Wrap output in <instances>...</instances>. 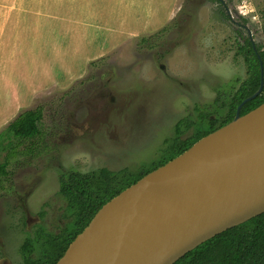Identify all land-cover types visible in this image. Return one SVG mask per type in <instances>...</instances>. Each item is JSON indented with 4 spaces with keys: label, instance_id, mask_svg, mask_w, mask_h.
<instances>
[{
    "label": "rangeland",
    "instance_id": "1",
    "mask_svg": "<svg viewBox=\"0 0 264 264\" xmlns=\"http://www.w3.org/2000/svg\"><path fill=\"white\" fill-rule=\"evenodd\" d=\"M181 9L194 14L189 30L170 24L183 23ZM166 26V40L149 37ZM263 27L264 0H0V56L10 57L15 94L28 97L13 99L12 118L43 106V133L17 147L0 177V264H24L27 237L38 258L46 235L71 220L62 171L107 169L129 182L173 142L219 125L248 76L238 47L248 39L264 54ZM141 36L149 42L136 45Z\"/></svg>",
    "mask_w": 264,
    "mask_h": 264
},
{
    "label": "water",
    "instance_id": "2",
    "mask_svg": "<svg viewBox=\"0 0 264 264\" xmlns=\"http://www.w3.org/2000/svg\"><path fill=\"white\" fill-rule=\"evenodd\" d=\"M151 170L104 203L54 264H101L104 245L131 249L123 264H173L201 243L264 213V153L252 139L264 129V102ZM223 147L227 170L190 172L205 153ZM247 157L255 163L249 164Z\"/></svg>",
    "mask_w": 264,
    "mask_h": 264
},
{
    "label": "trees",
    "instance_id": "3",
    "mask_svg": "<svg viewBox=\"0 0 264 264\" xmlns=\"http://www.w3.org/2000/svg\"><path fill=\"white\" fill-rule=\"evenodd\" d=\"M216 1L220 2L219 0ZM185 13L182 9L179 13V17H185L183 23L173 19L170 24L173 22L174 27L177 26L181 30L183 26L184 29L189 30L190 24L194 20V14ZM168 30L169 27H163L156 33L150 34L149 37L166 40L164 36ZM147 37L141 36L136 45H139L141 41L148 43ZM165 51L169 52L170 50L166 49ZM238 52L242 53L247 64L248 76L233 95L230 110L218 126L231 121L234 118L237 105L246 97L251 96L259 87L260 62L263 61L262 66L264 67V54L258 55L248 39H245L244 43L238 47ZM101 59L102 57L91 61L89 64L97 66ZM262 102H264V93H259L246 101L239 113L245 114ZM42 118L43 106L22 108L14 118L0 129V153H6L4 160L0 162V177L8 175L9 172L6 167L10 159L17 155V147L25 140L43 133L39 127ZM214 124L215 120H211L210 128L205 133L196 130L186 138L173 142L161 161L155 163L152 168L145 172L138 174L136 179H131L132 181L129 182H126L128 176L117 177L107 169H102L99 176L96 172L81 174L62 171L58 193L67 201L71 220L57 234L46 235L43 240L42 254L38 258L32 259L28 256L34 245V239L25 238L21 245L24 253V264H54L64 253L69 243L88 224L104 203L151 170L185 151L204 135L215 130ZM178 130L179 126H176V131ZM42 228L40 225L35 231L36 234H41ZM173 264H264V213L208 239Z\"/></svg>",
    "mask_w": 264,
    "mask_h": 264
},
{
    "label": "bare ground",
    "instance_id": "4",
    "mask_svg": "<svg viewBox=\"0 0 264 264\" xmlns=\"http://www.w3.org/2000/svg\"><path fill=\"white\" fill-rule=\"evenodd\" d=\"M252 148L258 153H264V129L254 135L252 139ZM248 163L255 161L247 157ZM227 160L223 147L214 149L205 153L196 159L190 166V172L193 174L199 170H227ZM131 255V249L128 247L106 243L102 253L101 264H123Z\"/></svg>",
    "mask_w": 264,
    "mask_h": 264
},
{
    "label": "crops",
    "instance_id": "5",
    "mask_svg": "<svg viewBox=\"0 0 264 264\" xmlns=\"http://www.w3.org/2000/svg\"><path fill=\"white\" fill-rule=\"evenodd\" d=\"M104 1L106 0H102V2ZM121 2H126V0H113V3L116 4L117 7L121 6ZM94 9L95 8L90 7L89 5L85 4L80 8V11L86 15L88 13L92 14ZM125 9L126 7L124 6L120 9L116 8L117 12H115V14H118V13L122 14V11H124ZM135 29H138V27L134 29H130V30H135ZM89 40L90 39L87 38V43H89ZM10 65H11L10 57L9 58L4 57V60H2L0 56V129H2L12 119V116L14 112L17 110V107L20 106V105H16L13 99H17L22 102L28 98L27 95L21 96L20 94L18 95L15 94V90L13 89L14 87H12V82H11L12 77H11V66ZM67 66H69V64ZM71 66L73 67L74 65L71 64L68 68L66 67V71L72 69L70 68ZM73 71H74V68H73ZM61 80H63V78H61ZM19 86L21 87V84L17 85V87ZM22 88H24L26 92L27 85H26V88L25 86H23ZM25 103L26 102H23L20 104L25 105Z\"/></svg>",
    "mask_w": 264,
    "mask_h": 264
},
{
    "label": "flooded vegetation",
    "instance_id": "6",
    "mask_svg": "<svg viewBox=\"0 0 264 264\" xmlns=\"http://www.w3.org/2000/svg\"><path fill=\"white\" fill-rule=\"evenodd\" d=\"M219 1H220V0H219ZM182 28H183V26H182ZM250 42H251V41H250ZM243 81H244V80H243ZM243 81H242V82H243ZM241 107H242V106H241ZM241 107H240V108H241ZM239 110H240V109H239ZM239 112H240V111H239ZM235 114H236V112H235ZM239 114H240V113H239ZM240 115H242V114H240ZM234 116H235V115H234ZM224 118H225V117H224ZM212 120H215V119H212ZM210 125H211V120H210V124H209V126H210ZM214 127H215L216 129H217L218 127H220V126L216 125V120H215ZM208 128H210V127H208ZM194 132H195V131H194ZM194 132H193V133H194Z\"/></svg>",
    "mask_w": 264,
    "mask_h": 264
}]
</instances>
